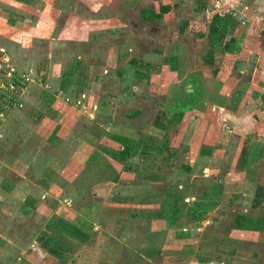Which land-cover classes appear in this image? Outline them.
Returning <instances> with one entry per match:
<instances>
[{
	"label": "rangeland",
	"instance_id": "rangeland-1",
	"mask_svg": "<svg viewBox=\"0 0 264 264\" xmlns=\"http://www.w3.org/2000/svg\"><path fill=\"white\" fill-rule=\"evenodd\" d=\"M252 4L253 0H32L28 4L23 3L14 7L24 16L25 20L15 22L16 25L22 26L20 27L21 31L11 29V27L8 28L6 23L0 20V26L5 27L3 31H0V59L8 51L9 63L19 69L30 68L39 80H41L40 76L45 75L49 81L41 80L47 86H42V82L39 85L38 83L30 85L29 87H32L30 89L28 87L22 95L24 98L23 105L14 109L7 116L4 124L11 118L10 116L15 110L25 108L27 94L30 93L29 101L31 100V103H28L25 110L22 111L24 113L15 116L16 119H14L15 117L10 119L12 121L10 128L8 127L9 137L7 138L15 142L14 147H16L12 152L19 150L24 152L35 151L42 154L50 153L51 157L54 158L52 164L57 167L61 166L66 170L68 180L65 184L60 179H54L56 181L54 183L62 188L59 195H70L69 198L65 197L63 204H69L70 198L89 201L93 197L90 195L93 192L96 193L97 197H100L99 193L102 191L103 184H105L102 183L104 181L102 179L106 176L116 177L117 172L109 169L111 166L108 167L103 156L101 158L92 156L89 161H86L88 154L102 145L103 142L101 143V141H106L105 144L107 145L114 142L111 134L129 136L132 140H138L144 133L151 131L147 125H151L150 122L155 120V114H158L159 120L163 119L160 116H162V112H164L163 115H165V112L169 113L167 111L170 109L169 107L178 109L187 102L185 93L188 83L185 79L164 86L161 89V94L164 89L168 88V90H166V94L161 95L157 92L158 87L155 82L162 81L165 78L164 74H161V79H151L149 77L151 80H148L147 77H144L138 80L135 71L139 70L138 68L141 69L145 64L144 62L138 63L135 60L140 58L145 53L144 51L148 55V51L154 49L157 50V52H154V62L162 65V61L159 63L157 61L162 55H165L164 53L171 52L174 49L173 46L183 34H185L186 39H181V42L184 44V53L187 56L183 62L187 58L190 60L194 39L188 35L195 33L197 28L202 29L205 27L203 31H206L207 26L211 32V23L214 16L222 14L232 19V22H229L230 25L232 23L235 26L238 25L230 33L233 36H237L240 25H244L246 21L251 20L253 22L250 24L252 29H257L258 33H260V30L263 31L260 36L257 34L256 37L251 32L247 44L242 47V52L245 56L250 55L253 57L252 60L257 69L264 70V16H258V13L256 14L254 10H251V8H254ZM247 6L249 7L247 8ZM261 6H264V4L260 3L259 7L261 8ZM161 7H165L166 11L161 13L160 19L149 21L141 18L142 9L160 12ZM235 9L237 15L232 14V10ZM221 28L226 32L230 30L227 31L228 27L225 26H221ZM29 34L32 36H29ZM211 34L214 38L217 36L214 32ZM196 37L198 38V36ZM159 49H161V52ZM240 54L241 50L233 52L227 49L226 52H220L218 49V56L227 57L230 64L226 67L225 64H222L224 57L215 58L212 64H208L210 71L205 70L201 73L202 76L206 74L207 78L203 81V88L210 94L205 93L203 97L201 96V99L207 100L206 103L217 102L215 100H211V102L209 97L212 95L214 99H216L215 96L219 98L214 93L213 84L214 81L220 80L223 72H227L229 75V78L225 79L227 84L225 90L228 91L227 97L233 88L235 89V85L248 80L239 73L241 69L244 70L240 67V63L234 66V58ZM75 58L84 62L80 64V69L84 74L85 79L82 80L85 85L70 84L67 88L59 86L62 69L66 70ZM184 65L186 66L187 63ZM217 67L219 68V74L214 75L215 78H208L211 69ZM163 72L166 71L163 70ZM258 80L264 82L260 78ZM146 81L151 82L150 89H148ZM45 91H47V94L43 96L46 93ZM219 93H223V91L220 90ZM224 95L222 96L224 97ZM163 97L166 98L164 103L168 105L169 109L165 108L162 101ZM179 100H181L180 103ZM228 103L233 104L231 100ZM208 105L212 109L206 110L207 108L204 105L203 108L206 110V114L201 120L198 117L195 121L190 119L191 123L200 120L196 123L195 127L197 128L195 131L185 126L182 129L180 126H175L173 129L171 142L178 147V158L173 161L175 167L188 162L183 152L185 148L198 153L199 149L206 148L204 150H207L211 143L222 140L227 141L228 149L224 153L221 169H225L226 166L228 169L230 163L232 164L230 158L240 147L238 141L244 139L245 142L248 139V134L241 133L238 135L237 130L234 133L224 131L223 135L221 133L222 121L225 123V128H228V125L226 126L228 122L214 115V107L212 106L215 105ZM223 110L224 108L221 112ZM135 112L138 113L134 114ZM4 124L0 126V131ZM203 124L206 125L202 127ZM202 128L204 134H202ZM50 133L56 134V138L45 143L44 140L49 135L51 136ZM202 137L203 141L201 142ZM146 141L147 139L144 140V142ZM132 150L137 151V149ZM164 157H171V152L168 150ZM210 159L213 161L211 165H214L217 157ZM210 159H206V163H210ZM117 161L119 162V160ZM131 161L133 163L131 165L132 174L138 173V170L142 167L145 168L144 162H142V165L138 164L137 154L131 157ZM167 161L168 159L161 162L162 165L170 166V162ZM197 161L192 163V166H195L194 170L200 169L203 164L202 160ZM115 162L116 160L113 161V164ZM149 163L150 161L147 164L149 165ZM87 165H90L88 166L89 169H87ZM78 166H81L83 170L75 175L74 171L78 170ZM165 175L172 178L174 174L168 171V174ZM199 177L191 181V184L194 182L193 186H190L194 194H198L204 187L219 180L218 177L213 176H209V178ZM229 177L232 178L230 184L235 185L233 184L236 181L235 177L231 175ZM180 178H182V175ZM184 178L183 180L190 185V181ZM259 180L260 177H257L251 184H256L255 182ZM39 182L43 185V178H40ZM170 182L174 184L173 180ZM218 183L220 184V182ZM166 184L168 185L169 182L167 181ZM230 188V191L242 194V197L238 198V206L237 203H234L228 207V211H225L230 214V218L239 213L251 215L254 218L264 216V202L260 204L262 198L259 201L260 205H254L259 207H251L252 203L250 204L248 198L253 199L256 192L249 189V185L236 184V186ZM181 190L185 194L189 189L184 186ZM243 192L246 194H243ZM247 194L252 196L247 197ZM244 197L247 198L244 199ZM54 200V197L47 198L45 207L41 208L39 212L34 210L31 214L34 218L32 220H41L44 216L46 221L55 218ZM235 207L237 208L232 210ZM230 218L224 222V226H215L211 230V236L219 235L222 238L227 229L231 225L233 226L234 219L231 223ZM19 222L23 223L22 221ZM119 228L121 232H130L126 235L123 247L120 248L122 252L119 254L121 260L129 258L130 264H157L159 262L173 264L179 257V259L186 257L185 254L178 253L179 250H160L163 245L165 247V244L160 241H166V233H158V235L151 233V235L148 228L135 219L126 220ZM254 232L253 230H245V232L242 230L241 233L245 236L244 240L241 242L239 240L226 241L225 244H230L233 248H239V250H231L237 252L236 256L231 255L232 257H229L222 250H216L215 248L214 250H208L209 247L207 246V250H193V254L196 253L195 260L211 261L210 259H212L213 264H264V242L260 243L254 240L252 237L253 234H256ZM90 233H92L90 237L95 240L93 241V244H95L94 233ZM154 236H156V241H151L150 239ZM208 237L207 239L210 240L211 237ZM191 238H194V236ZM141 239L145 240L141 241ZM90 240L85 245L91 247L92 240ZM187 241L189 240L187 239ZM211 241L212 244L215 242L213 237ZM111 242L112 240L109 239L108 243ZM196 244H198V247L202 244L200 237L196 239ZM152 248L159 250L156 256H148L142 251ZM131 250L141 251V253L137 255ZM111 252L112 250H107L104 257L110 255ZM250 254L254 255L253 261L248 259ZM31 259H34V257ZM34 263L55 264L49 258L42 261L38 257L35 258Z\"/></svg>",
	"mask_w": 264,
	"mask_h": 264
},
{
	"label": "crops",
	"instance_id": "crops-1",
	"mask_svg": "<svg viewBox=\"0 0 264 264\" xmlns=\"http://www.w3.org/2000/svg\"><path fill=\"white\" fill-rule=\"evenodd\" d=\"M31 1L0 0V20L4 21L8 28L11 27V29L21 31L20 27L22 26L16 25L15 22L25 19L14 7L23 3L28 4ZM262 1L253 0L252 6L254 8H251L261 17L264 16V6L259 7L260 3L264 4V1ZM216 15H219V17L215 20L213 18L211 32L207 26L206 31H203L205 27L202 29L197 28L195 33L188 35L194 39L190 60L187 58L183 62L187 57L184 53V44L181 42V39H186L185 34L177 40L171 52L164 53L165 55H162L157 61L158 63L162 61V65L154 62V52H157L154 49L148 51V55L144 51L145 53L135 60L138 63L144 62L146 66H150L147 68L144 65V68L138 69L150 75L151 79H161V74H164L165 78L162 81L155 82L158 87L157 92L160 94L164 86L185 79L188 83L185 93L187 102L178 109L176 107H169V109L168 105L164 103L166 98L163 97V104L165 108L169 109H166L169 113L165 112V115H163L164 112H162L160 117L163 119L160 120L157 117L158 114H155V120L150 122L151 125H147L151 131L144 133L138 140H134L137 142V151L121 146L115 147V141L108 143L109 145L105 144L106 141H101V143L103 142L102 145L88 154L86 161H89L92 156L100 158L103 156L108 167L111 166L109 169L117 172L116 179L111 176L102 179L104 180L102 183L105 184H103L102 191L98 192L100 197H97L96 193L93 192L90 194L93 197L89 201L70 198L69 204H63V201L69 198L70 195H59L62 188L54 183L56 182L54 179H60L65 184L68 180L66 170L61 166L57 167L52 164L54 158L51 157L50 153L42 154L35 151L24 152L19 150L12 152L16 147H14L15 142L7 138L9 137L8 131L12 121L10 119L18 114H23L22 111L25 110L28 103H31V100L29 101L30 93L27 94L25 108L15 110L0 131V264H35L36 257L42 261L49 258L55 264H66L70 257L79 250L80 246L87 244L86 242L91 239L90 235L92 233L90 232L94 233L96 239L94 245L97 246L96 253H98L99 261L110 264H130L129 258L121 260L119 256L122 252L120 248L123 247L126 235L130 232H121L119 227L126 220L133 219L144 224L150 234L152 232L156 234L166 233L165 247L163 245L160 250H179L178 253L185 254L186 257H181V259L179 257L173 264H213L212 259H210L211 261L195 260L196 253L193 254V250H207V246L209 247L208 250H214V248L222 250L229 257L237 255L236 251L231 250H239V248H233L232 245L225 243L227 240H239L240 242L244 240L245 236L241 233L242 230L233 229L231 225L222 238L219 235L211 236V230L215 226H224V222L230 218V214L225 212L228 211V207L234 203H237L238 206V198L242 197V194L230 191L231 186H236V184L249 185V189L256 192L253 199L248 198L250 204L252 203L251 207H259L254 205H260L264 202V82L258 80V78L264 80V70L257 69L252 60L253 57L250 55L245 56L242 52V47L247 44L250 33L253 32V36L256 37L257 34L260 36L263 31L260 30V33H258L257 29H252L250 24L253 22L251 20L244 22V25H240L237 36H233L230 33L238 25L235 26L233 23L230 25L229 22H232V19L227 16ZM221 26L228 27L227 31L230 30L226 32ZM4 29L5 27L0 26V31ZM212 32L217 34L215 38L212 36ZM217 48L220 52H226L227 49L233 52L241 50V54L234 58V66L240 63V67L244 70L241 69L239 73L248 80L235 85V89L233 88L227 97L228 91L225 90L227 85L225 79L229 78V75L227 72H223L220 80L214 81L213 84L214 93L219 98L215 96L216 99H214L212 95L209 97L210 101L215 100L217 102L206 103L207 100L201 99V96L203 97L205 93H208L203 88V81L207 77L206 74L202 76L201 73L209 70L208 64H212L215 58L224 57L222 64H225L226 67L230 64L227 57L218 56ZM159 50L161 52V49ZM83 63L75 58L66 70L63 68L60 74L59 86L67 88L70 84L85 85L82 80L85 79L84 74L80 69V64ZM185 63H187L186 66ZM163 70L166 72H163ZM215 70L219 74L218 67L212 68L208 78H215L213 75ZM40 77L43 81H49L45 75ZM43 81L41 82L43 83ZM145 83L150 89L151 82L146 81ZM166 90L168 88L164 89L161 95L166 94ZM220 90L223 93H219ZM45 92L43 96L47 94V91ZM223 94H225L224 97ZM208 95L210 94L208 93ZM230 100L233 102L231 105L228 103ZM180 102L181 100H179ZM208 104L215 105L212 106L214 107L215 116L228 122V124L226 123L228 128H225V123L222 121L221 133L223 135L224 131L234 133L237 130L238 135L241 133L248 134V139L245 142L244 139L238 141L240 147L230 158L232 164L230 163L228 169L227 166L225 169H221L224 153L228 149L227 141L222 140L211 143V146H208V149H210H207L208 151L203 148L199 149L198 153H194L189 148H185L183 152L185 157L188 158V162L184 167L182 165L175 167L173 161L178 158V147L171 142L173 129L175 126H180L181 129L185 126L195 131L197 128L195 127L196 123L206 114V110L212 109ZM204 105L207 108L206 110L203 108ZM223 108L224 110L221 112ZM180 111H184L185 115L178 122L177 118ZM197 117L200 120L194 123L190 122V119L195 121ZM205 125L203 124L202 127ZM50 134L51 136L49 135L44 140L45 143L56 138V134L54 137L52 133ZM146 139L147 141L144 142ZM168 150L171 152L170 159L164 157ZM136 154L138 164L142 165V162H144L145 168L142 167L138 170V173L132 174L131 165L133 163L131 157ZM215 157H217V160L214 161L216 163L211 165L213 161L210 158L215 159ZM166 159H168L167 162H170V166L162 165L161 162ZM206 159H210V163H206ZM115 160L116 162L113 164ZM196 160H202L203 164L201 163L200 169L194 170L195 166L193 167L192 163ZM88 166L90 165L86 166L87 169H89ZM82 170L83 168L78 166V170L74 171L75 175H78ZM168 171L174 174L172 178L165 175L168 174ZM181 175L182 178H180ZM229 175L235 177L236 181L233 183L235 185L230 184L232 178ZM198 176H200L199 178L218 177L220 184L218 182L212 183L204 187L198 194H194L191 191L194 182L191 184V181ZM257 177H260V180L255 182L256 184H251ZM40 178H43V185L39 182ZM183 178L190 181V185ZM171 180L174 184H171ZM167 181L169 182L168 185L166 184ZM226 183L227 185H225ZM47 186L49 187L45 189ZM184 186L190 190L185 194L181 190ZM243 194L246 193L243 192ZM246 196L251 197L252 195L247 194ZM49 197L55 198V218L46 221L44 216L41 220H32L34 218L31 214L34 210L41 211V208L45 207V203H47L46 199ZM247 197H244V199ZM260 198H262V202L259 204ZM217 209L219 210L216 211ZM230 219L232 223L234 217ZM19 221L23 223L21 224ZM243 231L245 232V230ZM254 233H256L252 235L254 240L263 243L264 231H255ZM192 236L194 238H191ZM208 236L211 237L210 240L207 239ZM198 237L202 240L199 247L196 244ZM212 237L215 241L213 244ZM109 239L112 240L110 244L108 243ZM143 240L145 239H141V241ZM93 241L95 240L91 242L94 243ZM107 250H112V252L104 257ZM131 251L137 255L141 253V251ZM32 257L34 259H31ZM248 257H250L248 259L254 260L253 254Z\"/></svg>",
	"mask_w": 264,
	"mask_h": 264
},
{
	"label": "trees",
	"instance_id": "trees-1",
	"mask_svg": "<svg viewBox=\"0 0 264 264\" xmlns=\"http://www.w3.org/2000/svg\"><path fill=\"white\" fill-rule=\"evenodd\" d=\"M165 11H166L165 7H161L160 12H153L150 10L142 9L141 18L144 20L155 21L156 19H160L161 13ZM217 17H219V15H215L214 20L217 19ZM217 73L218 71L215 70L213 72V75H217ZM135 74L137 75L138 80H140L139 78H144V77H147V79L149 80V77H150V75L143 73L139 70H136ZM137 113L138 112H135L134 114H137ZM184 115H185V112L180 111L177 121L179 122L184 117ZM52 136L54 137L55 134L52 133ZM111 137L114 139V141H116L115 147L121 146V147L128 148V149H134V150L137 149V145H136L137 142L132 140L129 136H124L120 134L119 135L111 134ZM187 161H188V158H187ZM184 166H185V163L182 164V167ZM114 179H116V177H114ZM232 228L237 229V230L264 231V216L254 218V216L247 215V214H240V213L236 214V216L234 217ZM156 236H154L150 240L156 241ZM166 241L164 242L160 241V242L166 244ZM96 247L97 246L94 245L93 243L91 247L87 245L80 246L79 250L73 256L70 257V259L67 261L66 264H110V263H105V262L98 260V253H96ZM142 251H144L148 256H152V257L156 256L159 252V250H156L155 248L142 250Z\"/></svg>",
	"mask_w": 264,
	"mask_h": 264
},
{
	"label": "built area",
	"instance_id": "built-area-1",
	"mask_svg": "<svg viewBox=\"0 0 264 264\" xmlns=\"http://www.w3.org/2000/svg\"><path fill=\"white\" fill-rule=\"evenodd\" d=\"M237 15V10L232 12ZM3 52L5 50L2 49ZM0 59V126L4 124L7 116L16 108L23 105V93L32 84L41 81L35 76L30 69L16 68L12 63H9L7 52ZM47 86L43 84L42 86Z\"/></svg>",
	"mask_w": 264,
	"mask_h": 264
}]
</instances>
